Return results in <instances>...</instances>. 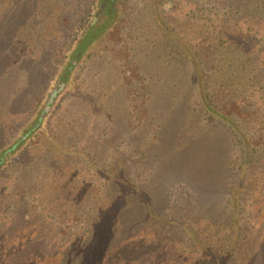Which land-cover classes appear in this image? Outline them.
<instances>
[{
  "label": "trees",
  "instance_id": "16d2710c",
  "mask_svg": "<svg viewBox=\"0 0 264 264\" xmlns=\"http://www.w3.org/2000/svg\"><path fill=\"white\" fill-rule=\"evenodd\" d=\"M216 137L218 189L192 162ZM259 150L264 0H0V264H264Z\"/></svg>",
  "mask_w": 264,
  "mask_h": 264
},
{
  "label": "rangeland",
  "instance_id": "374dc122",
  "mask_svg": "<svg viewBox=\"0 0 264 264\" xmlns=\"http://www.w3.org/2000/svg\"><path fill=\"white\" fill-rule=\"evenodd\" d=\"M149 67V64H148ZM151 67V66H150ZM149 67V68H150ZM156 76L155 77H151L149 78V80L151 81V87H153V83L155 84L158 83V81H156ZM133 94H137L136 92H134ZM194 120H196L194 118ZM160 123L161 125L164 124V122H162V119H160ZM214 134V133H213ZM220 133H217L216 136H219ZM157 135V133L155 134ZM207 135V134H206ZM217 140L216 142L212 144H210V141H207L204 143V139L201 141H198L196 148L201 149V154L198 153L197 157L195 159L192 160L193 162V166H194V170L193 172L200 175V177H198L197 181H199V179L201 178L202 180H204V184L209 185L210 187H216L217 189L220 187L218 184V180H222L224 181V178L226 177L225 173H219L218 171V165L221 166V164L223 165L227 159V150H224L225 147V143H224V139H219L218 137H216ZM155 141V140H154ZM118 141H113V143H115L114 145H121L123 143H118ZM142 142L145 143H149V137L147 135V138L145 140H143ZM147 146V145H146ZM146 146H144V150H146ZM191 148V147H190ZM217 150V154L214 155L211 153V151ZM189 149V148H187ZM230 149V148H229ZM166 150V148L160 146L158 148H155L154 151L152 150V153H149L150 155H152L151 157H153V155H157L160 153H164ZM232 152L233 149H230ZM261 150L257 151V153H255V155H259V154H263V153H259ZM264 151V150H263ZM261 151V152H263ZM154 152V153H153ZM228 152V154L230 153ZM214 155V156H213ZM122 158H124V155H121ZM186 157V156H185ZM190 160V158H185L184 162ZM228 162V161H227ZM160 165V164H159ZM256 171L260 172V180L264 179V157H261L259 162L257 163L256 167H255ZM209 172V173H208ZM143 174V173H140ZM208 174V175H207ZM202 175V177H201ZM259 180V181H260ZM262 183V184H261ZM260 184L264 187V182H261ZM221 184V182H220ZM81 185V184H80ZM224 185V184H223ZM262 187V188H263ZM84 188H88L91 192V196L93 198H95V196H103V194H106L107 191V186H105L103 189L98 188L97 187V182H92L91 184H83L81 185V187L77 188L79 190H74L77 191L78 195H83V190ZM176 187H174L172 190H174V192L176 193L178 190ZM177 190V191H176ZM182 190V189H181ZM180 190V191H181ZM211 189H209L210 191ZM213 190V189H212ZM221 194L220 196H222V199L224 198V190L221 189ZM61 193L65 192V189H60L57 190ZM214 191V190H213ZM263 193H261L258 197H253L250 198L249 200H253L254 202L250 205V209L252 211L245 213L246 210H244L245 208H249L248 204L246 206L243 207L242 210H244L243 212L241 211L240 213H242V215L245 213V218L246 220H244V224L246 225V232L248 233V231L250 232L252 238H253V242H255V244H252V248H251V253L250 256L251 258H257V254H262L264 255V188L262 190ZM154 193H156L154 191ZM220 193V192H219ZM159 194V193H158ZM157 194V196L159 197V195ZM78 197V196H77ZM178 198V202L177 205H173L171 207V210H177V213L180 211V208L182 209V211H186L187 216L190 218V220H195V219H199L201 216V212L198 211V207L195 206V204L193 203V201L190 200V198L188 199L189 202L187 203L185 200L180 199L179 196H176ZM96 199H92L91 204L93 205V202H95ZM100 203V200L96 202V205H98ZM165 202H163L162 200L159 202L157 201V205L160 207H163ZM249 203V201H248ZM245 204V202L243 201V205ZM95 205V206H96ZM200 210V209H199ZM45 227V226H44ZM253 232H255V235H253ZM250 238V237H249ZM197 247V246H196ZM178 245L177 244H173L172 245V251L174 249H177ZM193 247H190L189 245H186V249L187 252L189 253L192 250ZM187 255V253H186ZM263 264V263H262Z\"/></svg>",
  "mask_w": 264,
  "mask_h": 264
}]
</instances>
